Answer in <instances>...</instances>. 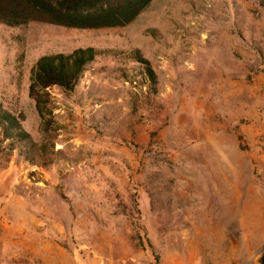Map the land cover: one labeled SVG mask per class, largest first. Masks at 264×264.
Returning a JSON list of instances; mask_svg holds the SVG:
<instances>
[{
  "label": "rangeland",
  "instance_id": "1",
  "mask_svg": "<svg viewBox=\"0 0 264 264\" xmlns=\"http://www.w3.org/2000/svg\"><path fill=\"white\" fill-rule=\"evenodd\" d=\"M80 47L98 55L72 90L31 89L42 56ZM0 102L35 143L0 140V264H91L125 222L159 261L150 220L215 224L198 231L211 264H250L241 253L264 247V0H152L96 28L0 20Z\"/></svg>",
  "mask_w": 264,
  "mask_h": 264
},
{
  "label": "trees",
  "instance_id": "2",
  "mask_svg": "<svg viewBox=\"0 0 264 264\" xmlns=\"http://www.w3.org/2000/svg\"><path fill=\"white\" fill-rule=\"evenodd\" d=\"M152 0H0V20L10 25L26 24L32 20L78 27L96 28L125 25L134 20ZM139 54V51L137 52ZM98 55L94 47H80L70 54L56 53L42 56L33 69V83L44 88L58 84L72 90L86 67ZM138 62L145 72L156 82V72L150 60L141 54ZM1 142L11 140L27 145L29 153L35 143L24 129L18 116L3 107L0 102ZM31 142V145L28 144ZM264 264V261H263Z\"/></svg>",
  "mask_w": 264,
  "mask_h": 264
},
{
  "label": "crops",
  "instance_id": "3",
  "mask_svg": "<svg viewBox=\"0 0 264 264\" xmlns=\"http://www.w3.org/2000/svg\"><path fill=\"white\" fill-rule=\"evenodd\" d=\"M212 129L210 136L212 137ZM177 187L180 186L183 177L176 175ZM144 211H151L152 201L151 195L146 188L139 191ZM181 218V217H180ZM106 230H115L110 224H102ZM108 226V227H107ZM117 226H121L120 224ZM143 228L151 231L150 245L153 251L159 253L160 260L157 261L151 251V247L147 250L137 246L135 232L140 228L133 226L132 222L122 223L120 233H108V238L99 243V248L105 247V253L99 252L100 256L90 257L88 259L91 264H211L215 262V254H213V241L211 234L199 233L198 231L214 229L215 224L209 222H197L194 220H150L143 223ZM117 230V229H116ZM163 231V232H162ZM113 235V237H112ZM150 236V235H149ZM234 233H224L223 239L219 245L223 246V256H228L229 261H236L237 244ZM259 241H264V228H260L258 234ZM249 244V243H248ZM262 244V242H261ZM260 246L257 254L241 253L243 262L256 261L263 264L264 247ZM239 255V254H238Z\"/></svg>",
  "mask_w": 264,
  "mask_h": 264
}]
</instances>
